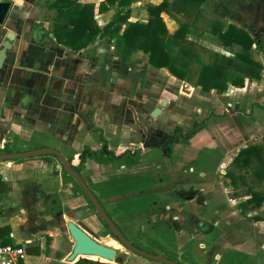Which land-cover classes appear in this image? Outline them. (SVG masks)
I'll return each mask as SVG.
<instances>
[{"label": "crops", "instance_id": "crops-1", "mask_svg": "<svg viewBox=\"0 0 264 264\" xmlns=\"http://www.w3.org/2000/svg\"><path fill=\"white\" fill-rule=\"evenodd\" d=\"M11 1L14 9L9 25L0 26V41L7 28L16 34L0 68V149L7 145L8 150L0 154L54 148L70 167L80 163L83 148L96 150L103 142L106 150L114 154L140 149L137 161L130 164L86 158L79 174L120 231V228L126 231L124 226H133L139 233L153 235L164 249H171L173 244L177 248L197 244L204 257L201 264H217L222 262L224 254L234 252L252 254L247 257L254 264H264V241L259 240L257 248L248 229L243 224L236 225L264 213L246 211L251 208L246 203L248 195L237 193L243 186L264 189V177L251 173L262 165L264 169V164L254 156L246 163H233L238 151L247 145L258 144L264 152V130L262 135L248 132L250 122L264 126V90L261 92L264 85L260 83L252 90L251 95L257 93L258 100L251 110L246 109L248 114L244 116L249 120L244 128L252 141L248 142L238 131L211 129V145L216 150L219 145L217 159L213 153L201 155L198 149L202 147L199 140L203 134L197 135L198 132L191 138V143L198 141L195 150L179 139L168 149L145 148L143 134L134 121L138 109L121 89L123 85L130 92L149 85L140 86V80L129 74L143 71L150 84V75L165 69L175 79L173 84L180 83L176 84L179 97L174 99V105L180 107L186 106L191 90L212 95L216 92L202 91L199 86L176 78L164 67H153L147 63V54L142 50H132L122 60L115 54L116 37L111 35L112 29L79 51H72L56 41L50 31L55 22L66 20L62 13L48 7L51 0ZM165 1L166 9L160 16L168 33L173 34L186 19L181 12L182 3ZM76 2L81 6L92 5V19L98 28L109 23L119 10L126 13V21L118 19L114 23L120 27L121 34L126 22L146 23L147 7L158 5L162 0ZM200 8L203 13L191 23L188 39L200 47L229 55L215 35L200 28L213 16L222 19L225 27L233 24L245 29L255 39L252 48L257 43L261 47L254 58L263 64L260 79L264 82V0H204ZM181 83L186 92L183 86L179 89ZM231 98L230 95L228 100L232 101ZM229 101L228 104L232 103ZM149 111L145 124L149 132L168 135L169 124L155 121ZM207 115L208 120L199 123L221 124L213 115ZM235 144L238 146L234 147ZM37 154L0 159V244L23 246L24 264H74L66 259L73 245L67 222L84 228L83 223L92 215L97 226L105 230L101 215L88 205L73 180L62 177L64 164L58 156ZM139 155L145 157L139 158ZM218 171L225 174L224 182L216 179ZM186 187H193L195 193L180 195ZM206 217L211 221L209 224L203 223ZM255 222L252 224L257 225L258 234L264 235V220ZM258 249L262 253L257 254ZM151 254L165 257L160 251ZM153 261L137 257L132 260L135 264L162 263ZM181 262L178 263L187 264ZM129 263L125 260L119 264Z\"/></svg>", "mask_w": 264, "mask_h": 264}, {"label": "trees", "instance_id": "trees-1", "mask_svg": "<svg viewBox=\"0 0 264 264\" xmlns=\"http://www.w3.org/2000/svg\"><path fill=\"white\" fill-rule=\"evenodd\" d=\"M204 0H178L182 3L181 12L185 21L181 22L176 32L169 34L163 22L160 13L166 9V1L162 0L158 5H149L147 7L149 18L146 23L126 22L127 25L122 33L118 31L120 27L114 26L118 19L126 21L127 14L120 10L115 17L103 28H98L92 19V5L76 4V0H51L48 7L55 8L57 13H62L66 18L64 22H55L50 31L59 43L65 45L72 51H79L99 35H105L112 29L111 35L116 37L115 54L122 60H126L132 50H142L147 54V63L153 67H164L170 74L194 86H199L202 91L214 90L216 93H222L229 85L241 87L245 80L259 79L263 64L254 58V53L261 50L259 43L255 49L252 44L255 39L243 28L233 24H227L218 18H209L200 28L201 31L209 32L215 35L229 55L218 53L204 47H200L188 39L187 33L191 23L200 17L203 13L200 8ZM204 56L208 57V60ZM133 75L140 80V86H148L146 75L142 71ZM93 130H95L93 128ZM8 153L7 145L0 149V153ZM46 155L55 156L49 152L38 153L37 156L46 157ZM254 156L258 162L264 164L263 150L258 144H250L240 149L233 158V163H246ZM93 158L98 162L107 160L123 161L125 164L135 163L137 161V150L133 153L126 150L118 155L108 152L103 155L102 151L97 153L89 148H84L80 155V163L70 168L80 174L84 160ZM252 174L255 177H264L263 165L253 169ZM62 177L73 180L76 187L83 194L88 205L96 212V208L90 198L81 188L80 184L62 168ZM264 201V189H250L246 203L250 207H258ZM252 219L264 220L262 216H253ZM105 227L104 234L110 235L117 240L113 232L108 230V225L100 217ZM114 227L119 229L115 224ZM49 238V236H44ZM125 237V236H124ZM133 245V244H132ZM238 254H226L223 264H252L250 260L243 261L244 257ZM240 259H239V258ZM74 264H96L93 261L79 258Z\"/></svg>", "mask_w": 264, "mask_h": 264}, {"label": "rangeland", "instance_id": "rangeland-1", "mask_svg": "<svg viewBox=\"0 0 264 264\" xmlns=\"http://www.w3.org/2000/svg\"><path fill=\"white\" fill-rule=\"evenodd\" d=\"M147 78H148V75H147ZM149 80H150V84H149V87L147 88L134 89L133 91L129 92V90H127L128 88L125 89L123 88V85H122V89H121V92L124 93V95H128L127 97H130V99H132V103H134L136 109H138L136 111L137 119L143 125L147 123L146 119H147L148 111L154 106H159V102L161 98H167L169 104L165 108L162 107L164 111L158 118L155 119V121L157 122L165 121V123L167 122L169 124V129H168V132L166 133L168 134L171 132V129L173 127L176 128L178 132L181 133V135L179 133H176L174 135L175 138H178L179 141L182 142L183 145H187L193 149L194 147L196 148L198 146V145L196 146V144H198V141L196 143H193V142L191 143V141H193L191 139L192 136H194L196 132H198L197 135L203 134L202 138L201 139L199 138L200 144L202 143V147L200 145V148L199 149L197 148L198 150L202 151L201 153L202 156H204L207 153L209 154L213 153L215 155V159H217V157L219 156V150H218L219 145H217L218 147L216 150V148L212 147L211 140L209 139L211 129L216 130L217 128L218 130L222 129L225 131H234V132L238 131L241 137L245 136L244 138L248 139V134L246 132V129L244 128V125H247L249 120L244 119V116L248 114L246 109L249 108L251 110V108H253V104L257 103V100H258L257 93L254 94L255 96L251 94H253L252 90H256V87L258 84L262 83V85H264V82L260 78L251 79V80L247 79L245 80L243 86L241 87L230 85L225 91H223L222 94L220 93L221 95H218L217 93L215 94L218 96V98H216L215 95H212V93L204 94V93H199L197 91L191 90L188 92L189 99H186L187 101H186L185 107L174 105V99L177 98V95L179 97V91L176 90V84H180V83L176 81V83L173 84L175 82V79L169 76L165 69L159 70L154 75L153 74L150 75ZM181 87L183 91L186 92L185 90L186 87L183 85V83H181L179 89H181ZM169 88L171 90H169ZM228 90H231V91H228ZM262 90H264V87L263 88L261 87V92ZM225 92L230 93V95L232 96L231 98L232 101L228 100L230 95L224 94ZM228 101L232 103L228 104ZM208 113L209 115H213V118L217 119V121H220L221 124L215 125V123L212 124L210 121L206 122L205 124L199 123L200 120H203V119L208 120V115H207ZM249 113L251 114V111ZM210 124L211 126H209ZM249 124H250V127L248 128V132L254 133V135L256 133L262 135V132L264 130L263 125L256 124V123L251 124V122ZM249 141H252V139H248V142ZM237 146L238 144L237 145L235 144L234 147H237ZM263 155H264V152H263ZM140 157H145V156L139 155V158ZM215 175H216L217 180L222 181V182L225 181V174L218 171ZM239 183L241 184L240 181ZM243 187L237 192V193L241 192L242 196L244 193L248 195L251 188L255 190L263 189L262 186H254V185L248 186L247 189H244ZM181 193L182 194L180 195L188 196L190 194H194L195 191L193 187H189V188L186 187V189H184ZM204 196L205 198L209 197L208 193H205ZM250 209L247 208L246 211L256 212L257 215L263 213L264 212V201L262 202L260 206L251 207ZM171 216L172 214L170 212L169 217L171 218ZM247 220H251V221H245V220L240 221V223L237 222L236 225L243 224L244 227L248 229V232L253 235L254 242H256L255 245H257V248H258L259 240L264 241V235L258 234L257 225L252 224V222L253 223L255 222L254 219L250 218ZM210 222L211 221L207 217L204 218V222H203L204 224H209ZM83 224H84V229L85 230L87 229L86 231L90 234L91 237L94 238L96 242L103 244L105 246L111 247L107 242L108 237H111V236L104 234V228L99 227V224L97 226L96 221L94 220V217L92 215H91V218L87 220V223H83ZM124 227L126 228L125 229L126 231H124L123 228H120V229L123 232V235L125 236V238L128 241H131L133 245L137 246V248H140L148 253L160 251L168 259H174V261L176 259H179L178 262L184 261L187 264H201V262L204 260V257L201 255V253L197 249L198 247L197 244L195 247V245L189 243L181 248H177L173 244L172 246H170L171 249H164V247L160 246L159 243L153 238V235L139 233L136 231V229L133 226H130V227L124 226ZM108 230L111 231L109 228ZM103 238L106 240H104ZM230 252H233V251H230ZM260 252L261 251H259L258 249L257 254ZM234 254H236V252H234ZM241 254H238L237 256L244 257L243 258L244 262H246L247 260H250L251 263L254 264L253 263L254 261L252 262V259H249L250 257H247L248 255L252 256V254H248L244 252H242ZM93 256H95V258L91 256H85L84 259L93 261L96 264H102V263H108V264L118 263L119 264L125 260H129L130 262L129 264H135L132 262V260H134L136 257L139 259L151 260L143 256H140L138 254H135L124 247L122 250L116 249L115 258L112 261H109L107 259L101 260L100 258H98V256L96 255H93ZM224 256L222 260L225 258ZM153 262H157V261H153ZM161 264H165V263H161ZM211 264H216V263L213 262ZM217 264H223V262H217Z\"/></svg>", "mask_w": 264, "mask_h": 264}, {"label": "water", "instance_id": "water-1", "mask_svg": "<svg viewBox=\"0 0 264 264\" xmlns=\"http://www.w3.org/2000/svg\"><path fill=\"white\" fill-rule=\"evenodd\" d=\"M13 5L11 0H0V26L2 25H9L8 20L11 18L12 11H13ZM7 28V27H5ZM15 32L12 31V29L6 30L3 39L0 41V68L3 65V62L5 58L7 57V53L11 50L12 48V43L15 38ZM168 103L167 98H162L160 101V106L164 107ZM161 112L160 107H154L150 111V116L151 117H157ZM134 118L136 123L140 126L142 131L146 133V128L143 126L142 123H140L137 120L136 114H134ZM148 144H143L144 147H146ZM105 149V147L103 148ZM49 152L52 153L56 156H58L61 161L64 164V168L67 171L69 175H71L73 178L77 180V182L80 184L81 188L84 190V192L87 194V196L90 198L91 202L105 221V223L108 225V228L115 234L117 237V241L122 245V247L128 249L129 251L138 254L140 256H143L145 258L159 261L165 264H180L174 260L168 259L166 257L160 256V255H155L148 253L144 250H141L140 248L135 247L132 245L122 234V232L114 227L113 223L111 222L110 218L108 215L105 213L103 210L102 206L99 204V202L96 200L88 186L85 184V182L82 180L80 175L76 172H74L70 167L66 166L65 163V158L64 156L57 151L54 148H43V149H38V150H30L26 152H21V153H13V154H5L2 155L0 154V159H12V158H17V157H25V156H30L34 155L37 153H42V152ZM67 230L72 238L73 245L71 252L67 256V261H73L75 262L79 258L84 259L85 256H91V255H96L98 257H102L104 259H107L109 261H112L115 258L116 254V249L105 246L103 244H100L94 240L93 237L90 236V234L82 227L79 225L75 224L74 222L70 221L67 222L66 224ZM116 240V239H115ZM102 264H108V263H102Z\"/></svg>", "mask_w": 264, "mask_h": 264}, {"label": "flooded vegetation", "instance_id": "flooded-vegetation-1", "mask_svg": "<svg viewBox=\"0 0 264 264\" xmlns=\"http://www.w3.org/2000/svg\"><path fill=\"white\" fill-rule=\"evenodd\" d=\"M168 105V103L166 104V106ZM166 106H164L163 108H165ZM160 108H161V112H160V114L162 113V111L164 110L161 106H160ZM149 114H150V111H149ZM160 114L158 115V116H160ZM157 116V117H158ZM157 117H152V118H157ZM138 120V119H137ZM134 121H135V119H134ZM139 121V120H138ZM140 122V121H139ZM141 123V122H140ZM135 124H136V126H137V128H139L140 130H141V132H142V134H143V140H142V145L143 144H148L145 148H147V147H151V146H163L164 148H166V149H168L169 148V146L171 145V143H173L174 141H176V140H178V138H175V134L176 133H179L180 135H181V133L180 132H178V130L176 129V128H172L171 129V132H170V134H168V135H166V136H164L163 134H158V135H156V134H153V133H150L149 132V129L147 128V126H145V125H143L145 128H146V133H144L143 131H142V129L140 128V126L136 123V121H135ZM185 135V134H184ZM102 142H103V140H102ZM104 145H105V143L103 142L102 143V146L101 147H99L98 149H96V150H94V149H91V148H89V147H85V148H89V149H91V150H93V151H96L97 153H99V151H102L103 152V155H106L108 152H111L112 154H114L112 151H110V150H106V147H105V149H103L104 148ZM83 150H84V148H83ZM82 150V151H83ZM127 150V149H126ZM126 150H124V151H126ZM140 151V149H135V151ZM129 151V150H128ZM134 151V152H135ZM123 152V151H122ZM122 152H120V153H122ZM82 153V152H81ZM120 153H118V154H120ZM131 153H133V152H131ZM118 154H114V155H118ZM81 155V154H80ZM113 160H115V159H113Z\"/></svg>", "mask_w": 264, "mask_h": 264}, {"label": "built area", "instance_id": "built-area-1", "mask_svg": "<svg viewBox=\"0 0 264 264\" xmlns=\"http://www.w3.org/2000/svg\"><path fill=\"white\" fill-rule=\"evenodd\" d=\"M24 248L14 244H0V264H24Z\"/></svg>", "mask_w": 264, "mask_h": 264}, {"label": "bare ground", "instance_id": "bare-ground-1", "mask_svg": "<svg viewBox=\"0 0 264 264\" xmlns=\"http://www.w3.org/2000/svg\"><path fill=\"white\" fill-rule=\"evenodd\" d=\"M103 239H104V238H103ZM104 240H106V239H104ZM105 242H106V241H105ZM107 242H108V244H109L111 247H113V248H115V249H118V250H122V249H123L122 245H121L117 240H115V239L112 238V237H108ZM107 242H106V243H107ZM91 257L95 258V256H93V255H91ZM98 258H100L101 260H104V258H102V257H98Z\"/></svg>", "mask_w": 264, "mask_h": 264}]
</instances>
